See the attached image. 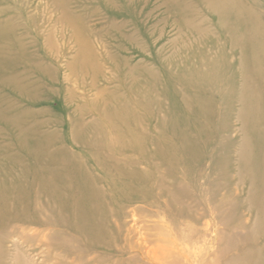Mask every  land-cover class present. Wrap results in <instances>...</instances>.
I'll return each mask as SVG.
<instances>
[{"label":"bare ground","instance_id":"1","mask_svg":"<svg viewBox=\"0 0 264 264\" xmlns=\"http://www.w3.org/2000/svg\"><path fill=\"white\" fill-rule=\"evenodd\" d=\"M63 1L45 3L46 10L53 6L46 22L57 28L34 31L19 11L36 25L43 7L33 0H0V246L17 232L35 243L34 252L53 242L66 257L74 249L84 253L85 264H264V144L254 146L251 161L239 157L245 168L238 175L244 179L249 169L253 180L245 197L229 192L220 149L211 171L195 170L187 161H199L198 141L183 130L176 141L184 157L171 154L173 144L145 131L139 111L151 105L152 71L128 58L122 80L95 79V53L86 37L98 24L88 27L76 10L68 18ZM225 12L244 20L240 47L244 55L252 53L253 63L245 59L242 68L247 73L252 67L257 77L241 88L250 101L264 94V15L241 4ZM57 29L63 43L55 54ZM31 33L43 35L51 50L31 40ZM56 57L67 58L59 69L70 74L62 81ZM89 72L94 75L85 81ZM70 75L78 76L80 93L69 87ZM197 84L180 85L189 91ZM57 93L69 121L62 127L52 126ZM181 98L192 113L184 93ZM254 112L244 108L241 117L248 121ZM152 121L159 133L165 130V115L154 113ZM241 148L253 150L252 144ZM241 198L249 203L239 212ZM4 232L10 234L1 238Z\"/></svg>","mask_w":264,"mask_h":264},{"label":"rangeland","instance_id":"2","mask_svg":"<svg viewBox=\"0 0 264 264\" xmlns=\"http://www.w3.org/2000/svg\"><path fill=\"white\" fill-rule=\"evenodd\" d=\"M72 1L76 2V0ZM77 1L81 7L71 6L70 2L65 0L62 6L67 10L68 18L76 10L75 13L78 16L79 12L82 13L80 16L85 15L84 24L88 27L91 25L96 27L98 24L96 31L94 30L93 34L87 33L86 37L87 44L95 53L94 63L97 71L94 74L98 76L94 78L99 81L104 77L116 81L122 80L123 74L128 73V66H126L128 58L132 59V65L137 62L145 64L152 71L150 78L152 90L149 95L151 105L148 111L139 109L146 122L145 131H149L159 141L172 143L171 154H177L180 157L184 155L176 139H179L182 131L185 130L187 137L196 138L198 141L196 155L200 159L199 161L188 160L187 163L200 172L205 170L209 172L215 167V160L219 158L218 149H220L226 157V166L223 168L227 171L226 183L229 185V192L239 191L245 197L246 192L243 189L253 180L249 169L248 175H243L244 179L238 175L241 167H243L242 170L245 168V165L239 161V157L241 155L251 161L257 155L254 146L264 144V94L260 97H251L250 101L242 94L241 88L244 83H253L257 80L256 75L251 71L252 67L246 71L247 73H244L242 68L245 59L248 63H253V55L252 53L248 56L244 55L240 47L246 39V31L242 29L243 18L237 14H228L225 9L241 4L255 15H264V0L233 2L227 0H112L111 5L105 0ZM33 2L43 8L36 19V25L26 18L27 14L19 11L24 26L34 28V31L57 28L48 26L47 23L49 11H52L51 7L56 4L55 1H51L54 3L48 7V10L45 9L46 0H33ZM15 8L18 9L19 5L17 4ZM57 30V37L53 39V44L56 46L55 54L59 51V44L63 43L61 31ZM31 35L30 39L36 40V43L43 47L45 43L43 35L34 33ZM44 47L49 49L46 45ZM69 59L70 56L68 62ZM65 61L67 58L61 60L59 57H56L54 61L61 81L70 74L62 67ZM59 65H62L60 66L62 71ZM94 74L91 72L90 75H86L85 81ZM78 76L70 75L73 82L69 84V87L73 86L72 90L80 93L82 90L77 89L78 86L75 83ZM146 77L149 79L148 76ZM195 80L198 81L197 86L189 91L180 85L181 82ZM101 84L102 82H99V85ZM75 92L72 91L76 94ZM183 93L190 103L192 111L190 114L181 98ZM66 94V91L61 92L62 96ZM93 94L95 92H91L89 96ZM57 95L58 93L51 99V112L54 116L52 126L62 127L61 123L67 124L68 117L65 112H62V103L57 100ZM62 96H60L61 99ZM194 98H198L199 101L191 103ZM201 108L204 113H201ZM244 108H252L256 111L249 115L248 121L241 117ZM157 112L161 116L165 115L166 118L165 130L162 133L158 132L152 121L154 113ZM67 125L62 129L65 133L69 132ZM250 144L253 148L250 152L247 148H241ZM218 146L221 147L218 148ZM81 158L84 161L89 160V156ZM229 192L227 195L231 196ZM237 201L239 212H242L243 208L244 210L248 208L247 200L243 201L241 198ZM8 234L10 233L4 232L1 238ZM6 239L4 246H0L2 250L0 259H4L0 264H62L63 262L69 264L71 256L74 264H85L87 260L84 253L75 249L66 257L53 242L50 247L34 252L31 247L35 243L18 235L17 232L6 236ZM12 244L18 245L17 250L12 248ZM81 245L84 246V243L81 242ZM81 245L79 243V246Z\"/></svg>","mask_w":264,"mask_h":264}]
</instances>
